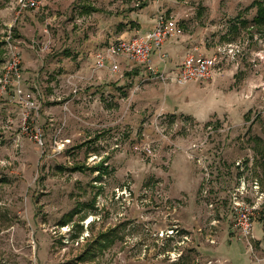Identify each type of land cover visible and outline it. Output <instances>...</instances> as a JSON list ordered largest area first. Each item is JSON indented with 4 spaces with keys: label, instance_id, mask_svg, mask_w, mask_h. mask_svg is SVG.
Here are the masks:
<instances>
[{
    "label": "rangeland",
    "instance_id": "374dc122",
    "mask_svg": "<svg viewBox=\"0 0 264 264\" xmlns=\"http://www.w3.org/2000/svg\"><path fill=\"white\" fill-rule=\"evenodd\" d=\"M40 1L20 10L0 0L23 71L21 92L9 85L0 95V264H264V206L251 246L228 207L242 182L264 192V26L252 22L254 0ZM84 4L103 13L84 14ZM160 17L182 29L163 56L152 54L165 81L122 57L117 73L95 68L97 53ZM190 52L216 59L210 81L171 79ZM103 158L110 172L100 181L71 171ZM99 234L114 243L100 249Z\"/></svg>",
    "mask_w": 264,
    "mask_h": 264
},
{
    "label": "built area",
    "instance_id": "2783aa9c",
    "mask_svg": "<svg viewBox=\"0 0 264 264\" xmlns=\"http://www.w3.org/2000/svg\"><path fill=\"white\" fill-rule=\"evenodd\" d=\"M20 10L30 9L38 10L41 4L40 0H18ZM182 34V29L174 18L160 17L155 26L143 33L137 34L131 39H119L110 44L102 52L96 55L97 70L108 69L111 73H117L119 65L117 58H125L138 66H143L147 71L165 81V74H157L152 66L151 58L154 52L161 54L162 48L166 42ZM20 42H17L10 30L0 39V48L5 51V60L0 70V95L6 92L9 85L14 87L15 92H21V83L23 81V72L21 68L22 56L19 50ZM44 47V45H43ZM43 49V48H42ZM40 49V50H42ZM109 64V65H108ZM215 58H205L196 56L193 53H187L178 74L172 77L174 82L179 85H186L191 82H208L212 79L216 69ZM40 136H35L36 140H41ZM239 166L240 164L237 163ZM250 193L242 182L241 185L230 195V210L234 225L239 232L240 238L251 246L253 236V213L257 207L264 206V192L260 191L259 184L254 182L251 186V194L255 196V204L248 205L245 198Z\"/></svg>",
    "mask_w": 264,
    "mask_h": 264
},
{
    "label": "trees",
    "instance_id": "16d2710c",
    "mask_svg": "<svg viewBox=\"0 0 264 264\" xmlns=\"http://www.w3.org/2000/svg\"><path fill=\"white\" fill-rule=\"evenodd\" d=\"M89 1V0H87ZM146 6V5H145ZM145 6H142V7H145ZM251 7H256L257 8V14L255 16V18L253 19V23L254 25H256L257 27L261 28L264 26V0H254V2L251 4ZM133 11V10H131ZM82 12L84 14H93V13H103L102 10L100 9H97L91 5H85L82 7ZM242 25L246 26V24L248 23L247 21H243L241 22ZM128 24H125V23H120L118 25V30L121 32L125 29V27L127 26ZM130 26L133 28V23L130 24ZM236 27V26H235ZM237 29V28H236ZM1 54V52H0ZM0 62H1V58H0ZM23 72V71H22ZM130 75V74H128ZM84 145L86 144H82L80 147H83ZM107 163V158H103L101 159V161L97 164H95L94 166L92 167H87V166H75L71 169V171L73 172H84V171H90L91 173H97V180L100 181L104 176H107L109 174V166L106 165ZM81 206V205H80ZM229 207V206H228ZM77 214L76 211H73L71 213H69L65 220H63L61 222L62 225H66L68 224L69 222L72 221L74 215ZM100 235V234H99ZM97 241H100V249H105L107 248L108 246H111L113 243H114V238H113V235L111 234H104V235H100L99 239ZM96 243V242H95ZM96 246V245H95ZM94 248V246H93ZM93 248H90L88 249L84 255L85 257L87 258H90L91 255H93V251L92 249Z\"/></svg>",
    "mask_w": 264,
    "mask_h": 264
},
{
    "label": "crops",
    "instance_id": "0c3cea01",
    "mask_svg": "<svg viewBox=\"0 0 264 264\" xmlns=\"http://www.w3.org/2000/svg\"><path fill=\"white\" fill-rule=\"evenodd\" d=\"M8 14H9V12L7 11V9L6 8H1L0 9V21L2 22V24H0V39L4 36V34L8 31V30H10L11 32H12V30H11V27L9 28H5V26H7L6 25V18H8ZM87 15H90V14H87ZM7 22H9V20L7 21ZM1 26H3V27H1ZM142 28H143V26H142ZM146 28V27H145ZM141 30V28L140 29H137V31L138 32H141L142 34L143 33H145V32H147V31H149V30H146V31H140ZM151 30V29H150ZM13 33V32H12ZM14 36V35H13ZM15 38V37H14ZM1 49V48H0ZM153 63H155V60H152V64ZM153 65H155V64H153ZM169 99V98H168ZM169 109V108H168ZM250 193H251V188H250ZM229 207H230V197H229ZM258 240V239H257Z\"/></svg>",
    "mask_w": 264,
    "mask_h": 264
}]
</instances>
